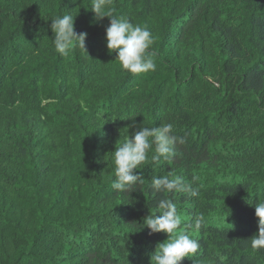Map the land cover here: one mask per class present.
Returning <instances> with one entry per match:
<instances>
[{
  "label": "trees",
  "instance_id": "1",
  "mask_svg": "<svg viewBox=\"0 0 264 264\" xmlns=\"http://www.w3.org/2000/svg\"><path fill=\"white\" fill-rule=\"evenodd\" d=\"M111 7L154 36V72L121 70L90 0H0V264H149L167 235L141 224L160 198L149 182L166 174L198 188L171 194L184 223L204 219L188 230L198 253L181 264H264L246 243L258 231L246 201L264 200V0ZM63 10L87 33L89 58L52 48ZM143 123H172L186 143L172 163L134 170L145 183L128 203L106 161Z\"/></svg>",
  "mask_w": 264,
  "mask_h": 264
},
{
  "label": "clouds",
  "instance_id": "2",
  "mask_svg": "<svg viewBox=\"0 0 264 264\" xmlns=\"http://www.w3.org/2000/svg\"><path fill=\"white\" fill-rule=\"evenodd\" d=\"M70 2L74 3L75 0ZM111 5L112 0H90V11L94 13L95 19L109 20L105 29V46L109 54L116 53L114 62L121 70L130 74L154 72L157 68L155 53L150 51L155 41L154 36L147 26L133 23L125 16L115 15ZM75 16L73 11L63 10L61 14L50 19V43L55 53L61 57H67L77 49L87 55V33L75 31ZM130 127L136 130L131 133V137L125 136L119 146L109 153L106 161L108 168L114 173L111 188L124 194L126 198L138 189V185L145 183L134 170L147 162L172 163L178 154L177 146L186 143L183 136L174 133L172 123H162L159 127L143 123ZM149 187L153 195L160 194V198L153 207L154 212L143 219L141 229L147 228L149 234L167 235V239L158 243L150 254L149 264H181L185 258L191 260L201 245L188 230L194 232L201 229L204 219L200 215L191 223L185 224V218L178 214L176 202L171 198V194L195 197L198 195V188L174 174L154 175ZM165 193L168 195L165 196ZM127 200L128 203H134L128 198ZM246 203L254 207V215L258 221V231L246 243L254 250L264 249V200H256L254 204L252 200H247Z\"/></svg>",
  "mask_w": 264,
  "mask_h": 264
},
{
  "label": "rangeland",
  "instance_id": "3",
  "mask_svg": "<svg viewBox=\"0 0 264 264\" xmlns=\"http://www.w3.org/2000/svg\"><path fill=\"white\" fill-rule=\"evenodd\" d=\"M215 222L216 223H221V224H229L227 217H222L220 219L219 218L218 219H215Z\"/></svg>",
  "mask_w": 264,
  "mask_h": 264
}]
</instances>
